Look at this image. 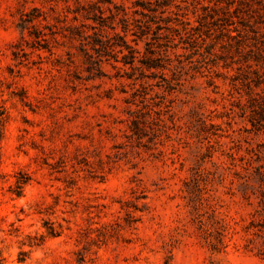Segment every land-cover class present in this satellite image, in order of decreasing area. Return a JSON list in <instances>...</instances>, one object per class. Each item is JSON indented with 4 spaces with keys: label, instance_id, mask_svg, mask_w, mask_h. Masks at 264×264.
Masks as SVG:
<instances>
[{
    "label": "rangeland",
    "instance_id": "obj_1",
    "mask_svg": "<svg viewBox=\"0 0 264 264\" xmlns=\"http://www.w3.org/2000/svg\"><path fill=\"white\" fill-rule=\"evenodd\" d=\"M0 106V264H264V0H0Z\"/></svg>",
    "mask_w": 264,
    "mask_h": 264
},
{
    "label": "trees",
    "instance_id": "obj_2",
    "mask_svg": "<svg viewBox=\"0 0 264 264\" xmlns=\"http://www.w3.org/2000/svg\"><path fill=\"white\" fill-rule=\"evenodd\" d=\"M4 118H5V113L2 107L0 106V138L2 135V126H3ZM258 204H259V209L256 212L258 213L260 219L257 222H254L252 220L249 226L252 228H256L255 235L260 236L262 238L264 237V187L259 190ZM259 254L264 257V247L261 249Z\"/></svg>",
    "mask_w": 264,
    "mask_h": 264
}]
</instances>
